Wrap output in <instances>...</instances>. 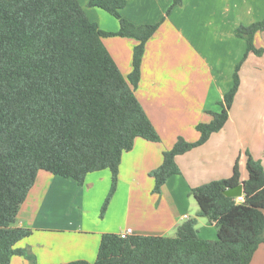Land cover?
I'll use <instances>...</instances> for the list:
<instances>
[{"label": "trees", "instance_id": "obj_1", "mask_svg": "<svg viewBox=\"0 0 264 264\" xmlns=\"http://www.w3.org/2000/svg\"><path fill=\"white\" fill-rule=\"evenodd\" d=\"M172 0L155 23L135 25L121 9L125 0H89L119 22L117 31H104L89 20L78 0H0V264L21 255L28 264L35 256L16 244L30 233L14 226L17 211L46 170L81 185L94 170L109 168L111 183L100 209L102 217L117 186L119 164L135 138L159 142L160 136L135 95L145 43L171 10ZM264 30V18L235 28L246 41L235 65L231 87L210 111L209 122L195 128L199 138L178 136L162 152L152 170L154 192L180 172L176 156L203 144L229 117L240 84L239 71L248 53L261 55L253 39ZM137 39L132 69L124 76L102 42L103 36ZM247 177L241 181L238 162L232 174L191 188L198 216L214 222L216 238H201L196 219L177 226L174 236L103 233L93 261L75 259L51 264H249L264 243V167L249 153ZM243 183V201L223 190Z\"/></svg>", "mask_w": 264, "mask_h": 264}, {"label": "crops", "instance_id": "obj_2", "mask_svg": "<svg viewBox=\"0 0 264 264\" xmlns=\"http://www.w3.org/2000/svg\"><path fill=\"white\" fill-rule=\"evenodd\" d=\"M78 1L101 30H118L112 14L89 6V0ZM125 1L121 13L135 25L159 21L172 2ZM263 18L264 0H182L175 6L145 43L135 89L160 141L137 137L122 153L116 190L103 217L99 211L111 183L109 168L89 172L81 185L40 169L16 214L14 226L30 230L16 246L30 251L36 264L93 261L103 233L131 228L132 234L174 236L177 226L190 218L196 219L199 236L215 239L214 222L198 216L191 188L231 176L236 161L242 181L247 177V152L264 167V53H248L226 123L203 144L176 156L180 172L171 175L159 193L153 191L151 172L178 136L197 140L196 124L209 122L210 111L220 110L218 100L231 87L235 65L246 50L235 28ZM102 42L126 76L137 39L111 35ZM253 42L264 47V30L255 33ZM9 264L28 262L13 255ZM249 264H264V243Z\"/></svg>", "mask_w": 264, "mask_h": 264}, {"label": "water", "instance_id": "obj_3", "mask_svg": "<svg viewBox=\"0 0 264 264\" xmlns=\"http://www.w3.org/2000/svg\"><path fill=\"white\" fill-rule=\"evenodd\" d=\"M223 193L229 197H235V196L241 195L243 193V183L240 182L239 184L235 186L228 187L223 190Z\"/></svg>", "mask_w": 264, "mask_h": 264}, {"label": "built area", "instance_id": "obj_4", "mask_svg": "<svg viewBox=\"0 0 264 264\" xmlns=\"http://www.w3.org/2000/svg\"><path fill=\"white\" fill-rule=\"evenodd\" d=\"M236 203H240L243 201V193L241 195L235 196L234 197ZM121 236H127L129 234H132V229L131 228H126L125 230L121 231L118 233Z\"/></svg>", "mask_w": 264, "mask_h": 264}, {"label": "rangeland", "instance_id": "obj_5", "mask_svg": "<svg viewBox=\"0 0 264 264\" xmlns=\"http://www.w3.org/2000/svg\"><path fill=\"white\" fill-rule=\"evenodd\" d=\"M241 25H244V24H241ZM264 53V52H263ZM241 69V68H240ZM239 76H240V71H239ZM240 85V84H239ZM256 93L255 92H252V94H251V96H253V95H255ZM231 108H232V106H231ZM231 108H230V110H231ZM247 154H248V152H247ZM109 190V189H108ZM107 193H108V191H107ZM157 193H159V192H157ZM107 195V194H106ZM106 197V196H105ZM105 199V198H104ZM103 202H104V200H103ZM103 202H102V204H101V207H102V205H103ZM110 202V201H109ZM109 204V203H108ZM101 207H100V209H101ZM99 216H100V211H99ZM101 217V216H100ZM103 217V216H102ZM202 218H204V217H202ZM204 220V219H203ZM175 235V234H174ZM173 236V235H172ZM200 236H201V234H200ZM201 238H205V237H202L201 236ZM256 256V255H255ZM257 256H259V255H257ZM257 256H256V258H257ZM27 260V259H26ZM28 262V261H27Z\"/></svg>", "mask_w": 264, "mask_h": 264}]
</instances>
